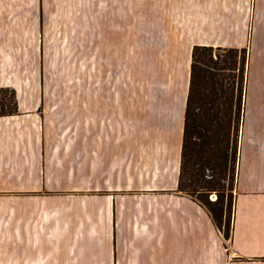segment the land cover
<instances>
[{"label":"crops","instance_id":"1","mask_svg":"<svg viewBox=\"0 0 264 264\" xmlns=\"http://www.w3.org/2000/svg\"><path fill=\"white\" fill-rule=\"evenodd\" d=\"M99 3L0 0V88L14 90L19 105V115L0 117V250L12 251L10 264H264V0H139L143 15L156 14L143 23L163 24L166 33L143 41L144 58L162 72L183 68L186 77L182 95L150 99L134 111L143 124H127V202L117 210L108 198L59 193L84 185L86 144L45 129L55 124L49 118L70 113L42 108L58 101L20 93L37 89L44 43L93 26ZM195 46L249 54L228 238L178 191Z\"/></svg>","mask_w":264,"mask_h":264},{"label":"rangeland","instance_id":"2","mask_svg":"<svg viewBox=\"0 0 264 264\" xmlns=\"http://www.w3.org/2000/svg\"><path fill=\"white\" fill-rule=\"evenodd\" d=\"M154 12L148 13L149 20L155 19ZM93 15L94 25L79 27L77 36L44 43L37 89L20 93L23 97L58 101L57 106L42 108L70 113L49 118L55 124L46 121L45 129L68 131L76 136L68 140H83L86 144L80 176L84 185H69L59 193L71 200L82 196L108 198L117 210L127 202V124H143L146 118L134 111L147 108L150 99L182 95L186 74L183 68L162 72L144 58L143 41L166 33L163 24L143 23L147 16L141 13L139 0H100ZM91 165L95 167L94 174L87 169ZM10 193L3 192V196ZM213 195L216 199L217 195L212 194L209 201L215 200ZM4 205H10L9 198ZM232 211L233 207L231 214ZM11 252L0 250V262L10 264Z\"/></svg>","mask_w":264,"mask_h":264},{"label":"trees","instance_id":"3","mask_svg":"<svg viewBox=\"0 0 264 264\" xmlns=\"http://www.w3.org/2000/svg\"><path fill=\"white\" fill-rule=\"evenodd\" d=\"M246 49L195 46L186 102L178 191L229 237L240 156ZM19 115L16 92L0 88V117ZM217 195L209 201L210 195Z\"/></svg>","mask_w":264,"mask_h":264},{"label":"bare ground","instance_id":"4","mask_svg":"<svg viewBox=\"0 0 264 264\" xmlns=\"http://www.w3.org/2000/svg\"><path fill=\"white\" fill-rule=\"evenodd\" d=\"M212 199H213V200L215 199V196H214V195L212 196Z\"/></svg>","mask_w":264,"mask_h":264}]
</instances>
